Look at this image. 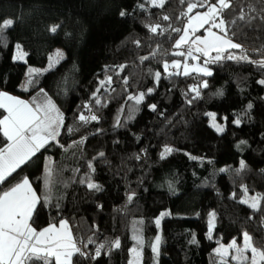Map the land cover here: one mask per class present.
Listing matches in <instances>:
<instances>
[{
	"label": "trees",
	"instance_id": "obj_1",
	"mask_svg": "<svg viewBox=\"0 0 264 264\" xmlns=\"http://www.w3.org/2000/svg\"><path fill=\"white\" fill-rule=\"evenodd\" d=\"M188 2L166 0L159 8L149 0H0V21H14L0 38V92L31 102L42 100L43 90L65 124L57 141L17 169L0 190L29 179L41 200L33 226L41 230L67 220L78 245L89 254L100 244L120 240V248L106 247L96 259L74 257L78 264H129L130 250L136 246L134 226L144 240L142 264H217L215 249L232 240L241 242L244 232L264 248V201L257 212L240 202L244 187L249 196L264 195V85L258 83L264 80V68L224 59L210 65V76H168L162 65L179 58L172 54L178 35L173 29L186 25ZM231 2L226 18H234L242 8L256 17L251 24L233 28L234 42L243 45L250 59L264 58V51H255L264 49V0ZM54 25L59 27L53 33ZM149 25L160 29L153 34ZM16 45L26 53V63L16 61ZM57 49L65 58L50 67ZM29 69L39 74H33L32 83L21 92ZM156 72L161 73L158 84ZM109 76L111 85L101 87ZM193 86L200 91L196 99ZM149 88L154 91L133 110L127 97ZM81 112L95 114L98 120L82 123L77 119ZM207 113L216 115L222 133L211 127ZM4 115L0 109V118ZM237 118L239 125L234 123ZM6 143L0 134V147ZM165 146L173 151L161 159ZM90 162L95 172L87 167ZM86 176L101 190L80 183ZM46 197L48 204L43 203ZM212 213L215 228L209 239ZM157 236L158 257L150 247Z\"/></svg>",
	"mask_w": 264,
	"mask_h": 264
},
{
	"label": "snow or ice",
	"instance_id": "obj_2",
	"mask_svg": "<svg viewBox=\"0 0 264 264\" xmlns=\"http://www.w3.org/2000/svg\"><path fill=\"white\" fill-rule=\"evenodd\" d=\"M149 2L153 7L163 8L166 0H149ZM180 2L183 4L185 0H180ZM139 7L143 9L144 5L140 4ZM231 7V0H191L187 3V9L184 13L187 18L186 25L183 28L173 29V32L178 35L174 39L173 48L175 51L172 54L182 57L183 62L179 60L171 63L164 62L162 67L168 76H189L192 73L210 76L212 73L207 65L224 59L244 60L264 68V58L259 60L250 59L243 45L234 42L233 39L236 35L233 28L239 29L251 24L256 17L249 16L242 8L234 18H226L224 11ZM198 8H205L206 11H196ZM252 11H255V9ZM193 13L195 14L193 15ZM124 15L125 13L121 12V16ZM163 19L168 21L170 17L165 15ZM13 23L14 21L10 18L0 21V38H2L6 29L13 26ZM58 27L59 25H54L50 30L54 33ZM147 27L153 34H156L160 29V25H149ZM201 29L205 34L197 35ZM230 32L231 35H229ZM137 45L139 46V41H137ZM233 49L239 50L241 55L236 56L233 54L230 51ZM255 51L262 52L264 49H256ZM25 56L26 53L20 45H16L15 59L24 60ZM60 58H62L60 52H57L55 57H50V67L54 66ZM201 58H203V66L199 63ZM147 59V56L141 58L142 61ZM188 61H196L197 63L189 64ZM123 68L124 66H120V71H123ZM28 74L29 80L25 90H27V85L32 83L31 77L33 74H39V70L29 69ZM154 79L158 84L161 73L156 72ZM111 83L112 77L109 76L101 82V87L104 84L111 85ZM124 83H128L127 78L124 79ZM258 83L264 85V80H260ZM201 86L207 88V81H202ZM153 91L154 89L149 88L146 92L129 95L127 99L133 101V110L144 102L146 95H150ZM190 91L195 93L192 99L199 97L198 87L193 86ZM41 92L43 99L40 101L33 99L31 102L0 92V109L7 113V115L0 118V134L7 141L3 147H0V185L4 184L22 165L28 163L42 148L53 141H57L61 129L65 127L63 114L47 97V94L43 93V90ZM93 99L97 105L101 103L95 95ZM188 102L191 103V99ZM84 107L91 112L89 105L86 104ZM149 107L153 111L156 110L155 105ZM248 107L251 108V105ZM207 115L211 119V127L215 128L217 132H223L224 128L216 122V115L214 113H207ZM129 118H131V113ZM77 119L86 124L97 121L98 117L95 114L85 115L81 112ZM234 123L239 125L241 120L237 118ZM119 126H121V121L117 119L115 127ZM67 131L72 132L74 129L68 128ZM243 143L244 141H241V144ZM172 151L171 147L165 146L161 153V159L166 158ZM99 155L103 157L104 153L101 152ZM191 158L196 159L195 157ZM87 167L95 172L91 162L88 163ZM244 167V161H241L240 168L244 169ZM221 171H225V169H221ZM48 176L51 177V169L48 170ZM48 182L46 181V183ZM80 183H86L90 190H101V186L94 183L90 176L81 179ZM242 191L244 198L240 202L247 204L254 212L261 211V201H264V195L249 196L246 187ZM132 198V195H129V201ZM39 203H41L40 197H38L27 178L7 188V190H0V264H78L77 261H74L76 256L85 259H96L101 256V250L106 247L109 251L112 248H120V240L115 239L106 244H100L95 249L94 255L89 254L78 245L69 222L63 219L58 224H49L47 227L37 230L33 226V216ZM43 203L48 204L50 200L46 197ZM169 214L162 213L161 216ZM160 223V218L155 220L158 227ZM214 228L215 213H212L208 220L209 239H212ZM133 231V240L136 242V246L130 250L133 259L129 261V264H139L142 259L144 240L139 227L134 226ZM192 242H196L195 236H193ZM88 243L91 244L93 241L89 239ZM160 243L161 238L157 236L155 242L150 245L152 252L157 257L159 256ZM86 247L87 245H85ZM249 253L250 255H248ZM215 254L218 257L217 264H229V256L235 264H264V248L257 247L253 237L248 232L242 234V244H238L236 240H232L227 246L220 244L215 249Z\"/></svg>",
	"mask_w": 264,
	"mask_h": 264
},
{
	"label": "rangeland",
	"instance_id": "obj_3",
	"mask_svg": "<svg viewBox=\"0 0 264 264\" xmlns=\"http://www.w3.org/2000/svg\"><path fill=\"white\" fill-rule=\"evenodd\" d=\"M151 4V3H150ZM206 11V10H205ZM200 12H203V11H200ZM195 14V13H194ZM193 14V15H194ZM214 31H215V29H214ZM205 33H204V31H203V29H201L200 30V32H198L197 33V35H204ZM57 52H60V53H62V58H60L59 59V62H61L65 57H64V52L61 50V49H57ZM16 55V54H15ZM177 60H179V61H181V62H183V58L182 57H179V58H177V59H175V60H173V61H177ZM16 61H18V62H21V63H26V56H25V58H24V60H16ZM172 62V61H171ZM171 62H169V63H171ZM188 63L189 64H194V63H197L196 61H188ZM200 64H201V66H203V58H201V61L199 62ZM215 63H217V62H215ZM215 63H209L208 65H207V67L209 68V70L211 71V73H213L212 72V69L210 68V65H212V64H215ZM42 71H44V70H42ZM172 71H175V70H172ZM192 74H198V73H192ZM198 75H202V74H198ZM203 76V75H202ZM21 91L22 92H24L25 91V84H23L22 86H21ZM22 99H25V100H27L28 102H30L27 98H25V97H22ZM216 122L219 124V122H218V120L216 119ZM216 130V129H215ZM218 133H222V132H218ZM237 241V240H236ZM154 242H155V240H154ZM237 243L238 244H242V241L241 242H239V241H237ZM223 245H225V244H223ZM225 246H227V245H225ZM248 255H250V253L248 254ZM132 259H133V257H132ZM229 262H233V261H231V257L229 256ZM235 263V262H234ZM139 264H142V259H141V261L139 262Z\"/></svg>",
	"mask_w": 264,
	"mask_h": 264
},
{
	"label": "crops",
	"instance_id": "obj_4",
	"mask_svg": "<svg viewBox=\"0 0 264 264\" xmlns=\"http://www.w3.org/2000/svg\"><path fill=\"white\" fill-rule=\"evenodd\" d=\"M20 91H21V89H20ZM22 92V91H21ZM8 95H11V96H14V97H17V98H19V99H22V96H20V95H15V94H9V93H7ZM23 100H25V99H23ZM26 102H28L27 100H25Z\"/></svg>",
	"mask_w": 264,
	"mask_h": 264
}]
</instances>
